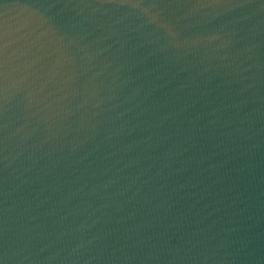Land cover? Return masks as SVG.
<instances>
[{
    "label": "water",
    "instance_id": "obj_1",
    "mask_svg": "<svg viewBox=\"0 0 264 264\" xmlns=\"http://www.w3.org/2000/svg\"><path fill=\"white\" fill-rule=\"evenodd\" d=\"M0 264H264V0H0Z\"/></svg>",
    "mask_w": 264,
    "mask_h": 264
}]
</instances>
